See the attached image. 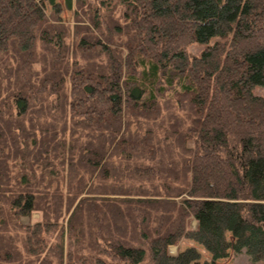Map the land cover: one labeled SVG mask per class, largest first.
I'll list each match as a JSON object with an SVG mask.
<instances>
[{
    "label": "trees",
    "instance_id": "trees-1",
    "mask_svg": "<svg viewBox=\"0 0 264 264\" xmlns=\"http://www.w3.org/2000/svg\"><path fill=\"white\" fill-rule=\"evenodd\" d=\"M46 2L0 0V264H264V0H98L72 37Z\"/></svg>",
    "mask_w": 264,
    "mask_h": 264
},
{
    "label": "rangeland",
    "instance_id": "rangeland-1",
    "mask_svg": "<svg viewBox=\"0 0 264 264\" xmlns=\"http://www.w3.org/2000/svg\"><path fill=\"white\" fill-rule=\"evenodd\" d=\"M96 1H98V0H86L84 4L83 3L80 5L75 4V7L73 6V8L71 10L68 9L66 6L67 0H56L57 8H55V6L46 2L45 3L46 12L51 16H55L61 22V24L63 26L68 28L67 34L65 35V37H72V30L74 29V25H75L74 16H79L81 19V23L86 24L87 26L90 27L92 24V22H91L92 19L90 17L91 16L90 11H91L92 6L87 5V4H93L94 5V3ZM112 2H114V1H112ZM84 11H86V15H82V13ZM73 12H74V14H73ZM78 39H79V37H78ZM205 47H206V45H203L200 43H195L189 47V50L196 55H200ZM37 66L38 65H36V67ZM2 73L4 74L5 72H2ZM5 75L6 74H4V76ZM254 92L257 95L264 96V86H258L254 90ZM32 217H33V220H36V219H38L39 214L34 213ZM196 224H197V222L194 220L192 223V226L195 227ZM228 237L230 240L233 239L232 235L230 233L228 234ZM188 247H196L200 251L201 256H202L200 259V263H203L206 260H208V261L212 260L211 254L202 245H200L197 242H195L194 240H190V239H184L181 241V243L179 245L171 246L170 251H171V253L176 254L179 251L184 250ZM216 264H263V263L262 262H253L245 252L235 253L233 250H231L229 257L217 260Z\"/></svg>",
    "mask_w": 264,
    "mask_h": 264
}]
</instances>
